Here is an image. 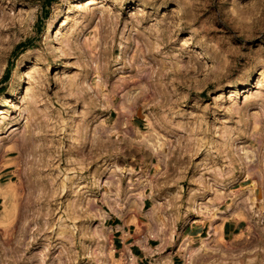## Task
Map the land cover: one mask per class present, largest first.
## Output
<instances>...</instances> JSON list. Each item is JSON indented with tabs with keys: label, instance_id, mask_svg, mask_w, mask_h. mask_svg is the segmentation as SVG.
I'll list each match as a JSON object with an SVG mask.
<instances>
[{
	"label": "rangeland",
	"instance_id": "374dc122",
	"mask_svg": "<svg viewBox=\"0 0 264 264\" xmlns=\"http://www.w3.org/2000/svg\"><path fill=\"white\" fill-rule=\"evenodd\" d=\"M151 213L264 264V0H0V264H86L95 228L122 264Z\"/></svg>",
	"mask_w": 264,
	"mask_h": 264
},
{
	"label": "crops",
	"instance_id": "0c3cea01",
	"mask_svg": "<svg viewBox=\"0 0 264 264\" xmlns=\"http://www.w3.org/2000/svg\"><path fill=\"white\" fill-rule=\"evenodd\" d=\"M178 222L175 220L174 223H170L168 231H177L179 229ZM180 229L182 233L178 239L175 237L162 239L159 237L160 234L151 235L139 242L133 240L126 247L123 244L121 234H115L119 230L111 228L114 237V256L120 259L122 264H217L221 261L222 254L230 261H232V257L236 258L238 255V243L232 242L233 237L238 232L237 224L222 223L221 227L217 229L218 238H215V234H212L209 241L206 238L202 239V233L206 230L205 224L186 222ZM215 229L212 228L210 231ZM123 230L125 232V228ZM220 235L227 244H222L219 240ZM201 246H209V250L205 251L201 249ZM101 260L103 261L101 262ZM83 261L86 264H112L111 262H105L103 258L97 262L95 255ZM5 264L31 263L24 257L11 259L9 256Z\"/></svg>",
	"mask_w": 264,
	"mask_h": 264
},
{
	"label": "bare ground",
	"instance_id": "6f19581e",
	"mask_svg": "<svg viewBox=\"0 0 264 264\" xmlns=\"http://www.w3.org/2000/svg\"><path fill=\"white\" fill-rule=\"evenodd\" d=\"M4 17V16H3ZM14 18L12 17V20H13ZM19 21H20V27L23 29V28H25L27 25H28V22H27V20H24V18H21V19H19ZM14 23H16V21H14ZM50 35V33H48V36ZM131 106L130 105H126V104H124L123 105V107L122 108H127L125 111H123V113H122V116H129V113H130V110H129V108H130ZM142 196H143V194H142V192L141 193H138V199L139 200H141L142 199ZM192 207L198 212H201V211H203V203H202V201H199V200H196V201H194L193 202V204H192ZM116 211H117V209H116ZM152 211V210H151ZM100 212V214H104V212H101V211H99ZM153 212V211H152ZM119 213V212H118ZM155 213V212H154ZM219 213H220V211L218 212V210L217 209H213V210H211L210 212H209V216H210V222H211V229L212 228H216L215 227V216H217V215H219ZM155 215V214H154ZM154 215L151 213V216H152V219H154ZM153 225V224H152ZM154 227L153 228H155L154 230H150L151 231V234L152 235H159L160 233H162V227H163V225L161 226V223H159L158 221H157V219H154V225H153ZM217 226V225H216ZM150 228V227H149ZM149 228H148V230H149ZM97 229L95 228V233H96V237L98 238V245H97V247L94 249V252H95V256H96V260H97V262L100 260V259H102V257L104 256V255H107L105 252H106V244L104 243V241H106V240H108L107 238H108V236L107 235H109L106 231H104V230H97ZM215 231V230H214ZM150 234V233H149ZM110 236V235H109ZM172 236H170L169 238H171ZM163 239V238H162ZM113 250V249H112ZM109 256V255H108ZM108 256H106V257H108ZM110 256H111V254H110ZM109 260V259H108ZM103 260H101V262H102Z\"/></svg>",
	"mask_w": 264,
	"mask_h": 264
}]
</instances>
